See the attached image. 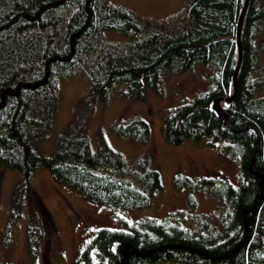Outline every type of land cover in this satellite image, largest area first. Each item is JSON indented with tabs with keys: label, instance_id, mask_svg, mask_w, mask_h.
Returning <instances> with one entry per match:
<instances>
[{
	"label": "trees",
	"instance_id": "16d2710c",
	"mask_svg": "<svg viewBox=\"0 0 264 264\" xmlns=\"http://www.w3.org/2000/svg\"><path fill=\"white\" fill-rule=\"evenodd\" d=\"M241 2L187 0V22L167 28L109 0H0V166L18 171L17 190L27 197L33 194L31 177L46 166L95 204L124 210L150 205L163 187L160 171L143 164L128 175L124 156L104 140L92 146L83 127L61 131L50 156L39 149L60 83L85 65L93 98L103 101L121 85L123 96L143 99L146 89L159 90L167 67L186 70L202 63L213 68L210 87L168 108L161 131L168 143L206 141L239 159L237 184L218 174L174 177L176 186L208 190L218 199L216 229L208 215L189 214L195 200L188 195V209L97 228L77 263L121 264L124 246L131 244L124 264H264V190L259 198L258 176L249 169L251 164L264 173V0H251L244 20L237 95L223 103L229 125L211 109L213 98L232 92ZM108 32L127 39H109ZM114 130L144 141L151 124L138 116L116 121ZM243 209H248L245 216ZM36 213L29 214L28 245L42 239L44 226ZM245 221L247 239L232 252L246 235ZM3 231L2 240L8 238Z\"/></svg>",
	"mask_w": 264,
	"mask_h": 264
},
{
	"label": "rangeland",
	"instance_id": "374dc122",
	"mask_svg": "<svg viewBox=\"0 0 264 264\" xmlns=\"http://www.w3.org/2000/svg\"><path fill=\"white\" fill-rule=\"evenodd\" d=\"M109 1L131 10L139 19H148L152 25L175 28L188 18L187 0ZM106 36L127 39L116 32H108ZM86 69L84 65L60 83L51 125L47 134L38 140L39 149L50 156L60 132L67 126L78 125L89 134L92 146L104 140L119 151L130 167L128 175L133 176V171L143 164L156 167L162 177V190L153 197L150 205L124 210L93 203L57 180L46 166H40L30 180L33 194L27 197V192L17 190L18 171L0 166V264H79L76 261L79 251L97 228L123 227V218L130 222L141 216L162 217L178 208L188 209V195L195 200L189 214L208 215L216 229L221 215L218 199L208 190L191 191L178 187L174 177L218 174L238 183L240 162L237 157L212 147L206 141L186 139L180 143H168L161 131L168 108L210 87L211 66L196 63L186 70L167 67L161 74L159 90L146 89L143 99L123 96L121 85H117L103 101L93 98ZM138 116L151 124L148 140L115 133L116 121L124 122ZM30 211L38 212L44 231L39 242L28 245L26 228ZM4 229L8 238L2 240Z\"/></svg>",
	"mask_w": 264,
	"mask_h": 264
},
{
	"label": "water",
	"instance_id": "95a60500",
	"mask_svg": "<svg viewBox=\"0 0 264 264\" xmlns=\"http://www.w3.org/2000/svg\"><path fill=\"white\" fill-rule=\"evenodd\" d=\"M251 0H242L240 9L237 14L236 18V23H235V33H234V42H235V47H236V59H235V64L233 67L232 75H231V88L232 92L228 96H217L212 99L211 101V109L218 115V117L225 122V124L228 126L229 125V114L226 111V109L223 106V103H230L232 102L236 95H237V88H238V75L243 63V56H244V50H243V45H242V32H243V24L244 20L247 14V11L249 9ZM246 128H249V126H245L241 128V130H244ZM249 169L251 172H254L259 179V185H260V197L262 196L263 190H264V173L260 171H256L252 169L251 164L249 165ZM248 209H243V216H245L246 212ZM246 224V235L243 238V240L233 249L232 252H234L239 246L242 245V243L247 239V232H248V223L245 221ZM166 246H173L172 244L166 245ZM163 246V247H166ZM131 247V244H126L124 246V255H123V260L121 264H124V262L127 259V250ZM162 248V247H161ZM188 248V247H186ZM192 250H196L193 248H190ZM200 253H203L207 256H209L207 253L197 250ZM230 252V254L232 253ZM229 255V254H227ZM211 257H222V256H212Z\"/></svg>",
	"mask_w": 264,
	"mask_h": 264
}]
</instances>
